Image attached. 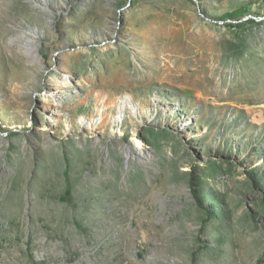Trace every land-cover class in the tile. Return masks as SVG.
I'll list each match as a JSON object with an SVG mask.
<instances>
[{"label":"rangeland","instance_id":"374dc122","mask_svg":"<svg viewBox=\"0 0 264 264\" xmlns=\"http://www.w3.org/2000/svg\"><path fill=\"white\" fill-rule=\"evenodd\" d=\"M198 2L0 0V264H264V0Z\"/></svg>","mask_w":264,"mask_h":264},{"label":"trees","instance_id":"16d2710c","mask_svg":"<svg viewBox=\"0 0 264 264\" xmlns=\"http://www.w3.org/2000/svg\"><path fill=\"white\" fill-rule=\"evenodd\" d=\"M228 26H230V27H232V26L236 27L233 24H228ZM227 165H228L227 167L229 168L230 167L229 166V163ZM220 167L221 166L219 164H215V165H212L211 166V169L214 171L216 168L220 169ZM61 199L63 201H69V202H71L73 200V198H72V190H71L70 184H68V188L66 189L65 195Z\"/></svg>","mask_w":264,"mask_h":264},{"label":"bare ground","instance_id":"6f19581e","mask_svg":"<svg viewBox=\"0 0 264 264\" xmlns=\"http://www.w3.org/2000/svg\"><path fill=\"white\" fill-rule=\"evenodd\" d=\"M27 47V46H26ZM26 50H29V47H27L26 48ZM37 55V54H36ZM27 56H28V54H27ZM36 58V56H35V52H32L31 54H30V59L31 60H34ZM60 91V90H59Z\"/></svg>","mask_w":264,"mask_h":264},{"label":"water","instance_id":"95a60500","mask_svg":"<svg viewBox=\"0 0 264 264\" xmlns=\"http://www.w3.org/2000/svg\"><path fill=\"white\" fill-rule=\"evenodd\" d=\"M194 1L197 2V3L199 4L198 0H194Z\"/></svg>","mask_w":264,"mask_h":264}]
</instances>
